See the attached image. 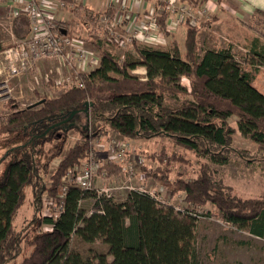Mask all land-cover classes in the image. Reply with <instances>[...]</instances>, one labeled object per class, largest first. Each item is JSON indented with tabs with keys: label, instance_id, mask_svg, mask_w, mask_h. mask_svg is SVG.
<instances>
[{
	"label": "trees",
	"instance_id": "obj_1",
	"mask_svg": "<svg viewBox=\"0 0 264 264\" xmlns=\"http://www.w3.org/2000/svg\"><path fill=\"white\" fill-rule=\"evenodd\" d=\"M77 7L85 21L93 23L101 15L113 18L116 11L114 6L95 11L83 2H77ZM259 14L264 16V11L256 8L254 19L245 23L258 31L246 63L237 58L232 44L207 46L201 53L197 39L200 25H187L184 51L176 41L170 48L134 42V49L120 57L110 46L116 42L99 38L93 40L100 50L99 64L79 72L80 83L64 82L66 87L58 95L45 94L33 105L14 106L0 120V135L6 140L0 160L9 166L0 175V264H205L195 246L196 218L162 204L150 192L133 189L126 201L118 202L95 188H81L75 181L69 183L65 194L61 188L67 173L72 170L76 174L92 140L107 126L130 137L170 136L209 161L226 164L235 132L229 117L235 114L239 130L264 147V92L255 85L264 66V43L259 45L264 42V29L258 25L262 22L257 19ZM167 19V12L159 16L164 28ZM59 27L68 34L75 32L67 19H60ZM15 28L17 36H22V29ZM8 45L0 36V52ZM141 66L146 70L143 75L134 72ZM183 76L190 78L191 88L181 82ZM86 106V130L80 129L79 138L65 152V125L43 134L71 110L83 111ZM39 131L41 137L36 134ZM39 141L42 146L38 148ZM44 143L50 145L47 151ZM28 147L32 149L29 157L24 156ZM21 150L23 155L18 156ZM33 151L45 154L44 160L38 161ZM239 152L245 155L243 150ZM56 158L60 160L48 184L39 169L47 171ZM159 159L164 161V154ZM105 167L112 171L121 168L113 160ZM170 172V157H166L165 166L153 176L167 187L183 190L188 202L211 201L227 221L264 237V196L235 194L206 163L192 178L179 176L172 181ZM27 185L36 197L37 217L17 229V211ZM45 192L58 209L42 214L40 201ZM87 198L96 199L94 210L83 203ZM45 224L51 228L44 230ZM28 246L31 250L19 258Z\"/></svg>",
	"mask_w": 264,
	"mask_h": 264
},
{
	"label": "rangeland",
	"instance_id": "obj_2",
	"mask_svg": "<svg viewBox=\"0 0 264 264\" xmlns=\"http://www.w3.org/2000/svg\"><path fill=\"white\" fill-rule=\"evenodd\" d=\"M197 1L202 2V0ZM203 1H206V6L211 4L210 1H213L210 6H207L206 12H201L202 5H205L203 2L200 4V2H190V0H175L176 5L187 2L196 14L195 19L191 15H186L185 12L181 11L180 7L176 6V14L179 15H175L173 18L177 22L176 26L172 27L171 25L170 29H167L168 25L165 28L161 26L158 31L161 39L156 42L149 43L142 39L144 42L139 40V42L136 41V44H152L162 48H170L172 41H176L181 46V51H184L183 42L187 25H200L197 39L201 53L207 46L221 47L232 44L237 58L246 63V60L252 56L249 51L251 44L246 45L249 40L243 36L250 30L241 23L236 22V31L242 30V34L241 31L237 32L235 33L236 36L241 35L239 38L235 36L234 39L231 37L228 39L222 34L224 27L218 21V8L220 6L234 9L238 6V2L236 0H226L227 2L225 1L223 4L219 0ZM66 3L72 5L61 7L64 11L63 17L70 20L74 33L84 40L85 46L89 48L95 46L97 48L93 40H99V38L103 41L108 40L104 25L100 20L97 23H93L89 18V20L87 19L88 21H85L86 18L84 19L79 13L80 9L77 7V2L74 5L70 2ZM168 4V0H147V5H152L153 10L155 7L160 6L161 14L164 12L168 13ZM93 7H98V4H93ZM76 8L79 10L76 11ZM133 9H136V6ZM145 13L141 12V15ZM238 16L242 15L238 14ZM257 17L262 19V22L258 25L264 29V16L257 15ZM242 18H247V16H242ZM0 21V36L5 44L13 42L17 37L15 27L22 29V32L27 29L25 20L23 18L19 21L15 20L13 14L0 13ZM247 34L249 35V33ZM247 38L249 37L247 36ZM232 39L234 41L240 39L238 42L244 45L236 43ZM110 46L116 50L120 57H123L127 50L134 49L131 44L119 46L110 43ZM93 49L96 50L97 54H100L98 48ZM63 64L60 59L47 58L15 76H8L7 73L0 75V88H2L0 92V120L5 119L16 105L21 107L33 105L42 95L60 94L66 87L64 82L77 83L75 71L69 64H67L69 67H63ZM141 70H145L143 66L135 69L134 72L140 75L145 74L141 73ZM261 72L259 71L255 80L258 86H261L260 83H262L264 78V76L260 75ZM6 78H8L6 85L2 84V81H5ZM181 82L191 88V80L188 76H183ZM84 108L82 107V109ZM73 120L76 121L74 126L77 125L78 128H74V126L67 127L69 124L67 123L68 138L64 152L79 138L80 129L86 130L85 126L88 117L85 111H81L74 116ZM229 122L235 128V132L229 148L230 160L226 164L211 162L207 156L197 154L194 150L177 143L170 136L130 137L120 134L110 126H107L103 134H99L92 140V148L87 157L82 160L81 165L86 160L95 162L97 167L94 174L93 187L98 190L99 194L104 192V194L111 195L114 200L124 202L128 199L131 190H146L156 196L162 204H171L177 210L179 209L184 216L196 218L195 246L199 258L205 264H264V237L252 235L247 230L241 229L227 221L223 217V213L211 201H207L204 204L188 202L185 199L183 190L167 187L160 183L156 176H153V173H158L165 166L166 157H170V178L172 181H175L179 176L185 179L195 177L200 172L202 164L206 163L215 168L217 179H221L226 185L231 186L235 194L242 197L264 196V159L262 158L264 157V147L239 130L235 114L229 117ZM40 132L36 134L40 136ZM42 132L43 134L46 133ZM3 136L0 135V158L6 151L4 145L6 140L3 139ZM120 143L125 146V154L122 159H115L113 156L120 147ZM41 146L42 144L39 141L37 147ZM49 146V143H44V151H47ZM25 150L26 154L24 156L29 157L32 149L28 147ZM240 150L244 151V156L239 152ZM163 154L165 160L161 162L159 156ZM172 154H175L174 158L171 156ZM22 155L23 150L18 156ZM33 155L38 161H42L45 158V154L40 155L38 151H33ZM180 156L182 158H179ZM13 157L15 156L12 155ZM59 160L60 158L54 159L47 171L42 168L39 169L48 184H50L48 177L55 171ZM108 160H113L115 165H120V170L112 171L105 167ZM6 167L7 162L4 159L0 160V175L4 173ZM76 169H79V167ZM77 172L78 170H76ZM65 178L67 179V177ZM95 201V198H87L84 199L83 203L89 210H94L96 208ZM40 203L42 214L52 213V210L56 211L58 209V205L48 196L47 192L43 193ZM37 212L36 197L31 186L27 185L25 187V198L17 211L15 221L17 229H23L27 226L34 217H37ZM43 228L48 230L51 225L45 224ZM30 250L29 246L24 247L19 258Z\"/></svg>",
	"mask_w": 264,
	"mask_h": 264
},
{
	"label": "built area",
	"instance_id": "obj_3",
	"mask_svg": "<svg viewBox=\"0 0 264 264\" xmlns=\"http://www.w3.org/2000/svg\"><path fill=\"white\" fill-rule=\"evenodd\" d=\"M50 0H8L13 7V14L16 17L25 15L27 18V29L22 36H17L13 42L0 52V75L7 73L8 76H15L26 70L33 65L37 64L43 59H60L61 62L69 64L76 69L75 78L77 83H80L78 74L81 71L88 70V65L94 61H100V54L88 49L84 45V40L79 38L75 33H63L64 28L59 27V20L56 17L54 9L49 5ZM60 7L72 5L66 3L64 0H53ZM168 29L172 25L173 18L176 14V6L180 7L186 13L195 19V13L192 7L184 2L176 5L175 0H168ZM52 3V2H51ZM74 5V3H73ZM210 6V4H207ZM206 5H202L201 12H206ZM126 9V6L123 7ZM161 9L155 7L141 16L137 14L124 15L123 13L116 12L113 18L101 16L98 20L104 25L107 32V41L116 42L119 46L133 45L134 42L143 41L152 43L161 39L158 31L161 28L159 16ZM133 14V15H132ZM138 16V17H137ZM1 22V21H0ZM175 26V25H174ZM161 30V29H160ZM143 39V40H142ZM144 42V41H143ZM91 61H93L91 63ZM5 81L2 84L6 85ZM2 88H0V92ZM125 154V146L120 143L116 154L113 156L115 159H122ZM78 172L73 173L72 170L66 175L67 181L61 188V193L65 194L66 189L70 182L75 183L81 188H94V174L96 171V164L93 160H86L82 165L80 164Z\"/></svg>",
	"mask_w": 264,
	"mask_h": 264
},
{
	"label": "crops",
	"instance_id": "obj_4",
	"mask_svg": "<svg viewBox=\"0 0 264 264\" xmlns=\"http://www.w3.org/2000/svg\"><path fill=\"white\" fill-rule=\"evenodd\" d=\"M75 1L76 2H83L87 6L91 7L92 9H94L95 11H103V10L109 8V7L114 6V7H116L115 13L116 12L123 13L124 15H126L127 13H129V14L133 13V14H137V15L141 16V12H146L147 13L148 9L153 8L152 5H150V6L147 5V0H75ZM225 1L226 0L220 1V3L224 4ZM236 1L238 2L237 3L238 6L236 8H234V9H230L229 7H221V6L218 8V11H219L218 12V17H219L218 21L224 27V31L222 32V34H224L225 37H227L228 39H229V37L234 39L235 36H236L235 33H237V32L241 31V34H242V30L236 31L235 24H236V22H239L243 26L247 27L250 30V31L246 32V35L243 36V37H245L246 39L249 40L246 45H250V44H252V41L254 39H256V37L258 35L257 34L258 31H256L255 29L250 28L245 23H247L248 21H252L254 19V14H255V9L256 8L262 9L264 11V0H236ZM48 3L54 9V12H55L56 17H57L58 20H60V19L66 20L67 19V18L63 17V12L64 11L62 10V8L57 3H55L53 0H50ZM204 3L206 5V1ZM210 3L212 4L213 1H210ZM93 4H95V5L98 4V7H93ZM125 6H126V9L124 10L123 7H125ZM135 6H136V9H133V7H135ZM13 7L14 6L11 3H9L8 0H0V13L1 14H8V13L9 14H13ZM231 13H232V16H231ZM238 14H240L242 16H247V18H242V16H238ZM234 15H235V17H234ZM177 16H179V15H177ZM13 18L15 20H18V21L23 18L25 20V22H27V18L25 17V15H22V16H20L18 18V17H16L13 14ZM258 18L259 17H257V19ZM172 21H173V27H174V25L176 26L177 22L174 19ZM169 29H170V27H169ZM24 32H26V31L24 30L22 33H24ZM247 33H249V35ZM240 36L241 35L239 34V35L236 36V38H239ZM247 36L249 38H247ZM185 37H186V29H185L184 42H183V46L184 47H185V45H184ZM233 39H232V41H234ZM239 40L240 39H237L234 42L239 43L238 42ZM250 41H251V43H250ZM262 41H264V37H262ZM172 43H173V41H172ZM263 43L264 42L260 43L259 45H261ZM241 44H243V43H241ZM84 45H85V43H84ZM210 47H213V46H210ZM87 48L95 51V53H96V50L93 49V48L97 49L95 46L94 47L91 46V48H89V47H87ZM92 62L93 61H91V63ZM98 64H99V60L94 61L92 64L88 65L87 69L88 70L93 69ZM62 66L63 67H65V66L69 67L66 63H64ZM70 67L76 72V69L74 67H72V66H70ZM143 68L145 69V67H143ZM145 71L146 70H141V73H145ZM260 71H262L260 73V75L263 77L264 76V73H263L264 66L260 67ZM256 83L257 82L255 81V85H256ZM260 85L261 86H258V85H256V86L264 92V78L262 80V83H260ZM249 233L252 234V235L258 236V235L254 234V233H251V232H249ZM259 237H261V236H259Z\"/></svg>",
	"mask_w": 264,
	"mask_h": 264
},
{
	"label": "water",
	"instance_id": "obj_5",
	"mask_svg": "<svg viewBox=\"0 0 264 264\" xmlns=\"http://www.w3.org/2000/svg\"><path fill=\"white\" fill-rule=\"evenodd\" d=\"M63 33H66V30H65V29L63 30ZM80 111H81L80 109H73V110H71L70 113H69V115H67L66 117H63L62 120H60V121H58L57 123L51 125V126L49 127V129H50V128H54V127H58V126H60V125H61V126H62V125H65V124L67 125V123H69V124L67 125V127L74 126V124H75L76 121H74L73 118H74V116H75L77 113H79ZM83 111L86 112L87 117H88V116H89V113H88V111H89V106H86V107L83 109ZM62 116H65V114L62 115ZM66 125H65V129H66ZM10 163H11V162H10ZM8 167H9V166H8ZM8 167H7L6 171H8Z\"/></svg>",
	"mask_w": 264,
	"mask_h": 264
},
{
	"label": "flooded vegetation",
	"instance_id": "obj_6",
	"mask_svg": "<svg viewBox=\"0 0 264 264\" xmlns=\"http://www.w3.org/2000/svg\"><path fill=\"white\" fill-rule=\"evenodd\" d=\"M65 125H66V124H65ZM49 127H50V126H49ZM49 127H47L46 130H45L44 132L48 133V132L53 131V130L56 129V128H50V129H49ZM57 128H58V127H57ZM46 133H45V134H46ZM45 134H44V135H45Z\"/></svg>",
	"mask_w": 264,
	"mask_h": 264
}]
</instances>
